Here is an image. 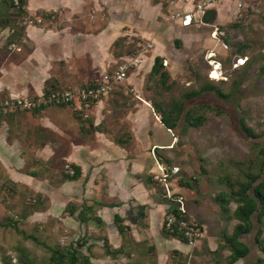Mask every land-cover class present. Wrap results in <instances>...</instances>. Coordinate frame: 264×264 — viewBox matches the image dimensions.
Segmentation results:
<instances>
[{
  "label": "crops",
  "instance_id": "0c3cea01",
  "mask_svg": "<svg viewBox=\"0 0 264 264\" xmlns=\"http://www.w3.org/2000/svg\"><path fill=\"white\" fill-rule=\"evenodd\" d=\"M237 2L241 0L210 7L199 21L201 13L194 2L166 0L168 24L157 25L155 17L164 16V3L154 0H23L26 12L44 21L22 27L10 1L0 0V99L104 82L111 66L127 57L116 56L113 48L129 23H133L132 31L136 26L140 36L152 44L140 54L143 64L133 74L149 72L156 57L167 56L166 33L184 38L185 29L206 26L219 16L231 17L237 12ZM210 9L215 13L208 14ZM103 10L108 15L103 16ZM176 12L193 13L194 22L183 26L171 18ZM150 20L157 22L155 32L144 29L143 22ZM12 42L21 50L11 48ZM165 62L168 67L169 59ZM133 74L128 77V89L139 92L140 83ZM127 99L122 92L101 98L85 121L68 106L0 117V204L6 201L7 184L15 204L22 193L40 192L39 183L44 181L46 208L33 213L62 223L69 234L77 222L76 240L87 249L98 248L106 239L113 251L112 264L189 261L193 248L163 228L174 203L151 178L165 162L152 157L151 145L158 150L173 149L177 138L155 116L148 98L138 93L136 99ZM62 160L77 168L75 178L67 174L61 178ZM41 163L49 166L43 178ZM173 185V191L185 199L188 216L205 231L194 249L230 256L231 251L222 247V218L211 198L202 196L203 189H194L187 180H175ZM81 204L85 207L75 211L76 220L71 208ZM236 224L233 219L231 233ZM246 256L234 264H243Z\"/></svg>",
  "mask_w": 264,
  "mask_h": 264
},
{
  "label": "rangeland",
  "instance_id": "374dc122",
  "mask_svg": "<svg viewBox=\"0 0 264 264\" xmlns=\"http://www.w3.org/2000/svg\"><path fill=\"white\" fill-rule=\"evenodd\" d=\"M154 2L164 3V16L155 17L158 23L155 22L156 20L143 22L144 29L150 32L158 30L154 23L157 25L168 24L165 16L168 14L166 0H154ZM241 2L242 8L237 9V12L231 14V17L220 19L219 16L218 19L208 22L206 26L191 30L185 29L182 32L184 38H174L163 31L167 35V40H165L167 56L163 59H169L168 67L165 66L170 74L166 86L169 85L171 88L168 89L160 83L158 78L150 77V71L148 72L147 69L137 73L136 76L133 74L143 64L140 54L148 49V40L140 36L141 32L136 29V26L132 31L133 23L125 24L126 26L122 30L124 35L117 40L113 50L116 56L130 58L119 59L111 66L109 73L112 74L120 64L133 63L131 56L138 57L139 63L131 66L128 69L127 79L116 85L105 96L112 97L118 92H122L129 98L128 101L132 98L136 99V95L140 93L152 102L155 116L161 119L154 104L164 109L169 108L175 100L183 99V95L188 91H197L206 82H211L223 91L225 97H220L217 93L210 91L185 100L180 123L176 128L170 129L177 138L174 148L158 150L153 144L150 148L152 157L165 161L163 165L169 167L171 176L168 179V187L171 192L175 193V196L178 195L173 191L175 180L180 183L187 180L194 189H203L202 196L207 199L211 198V202L217 207L216 214L222 218L221 225L224 228L222 245L225 243L226 233H231L233 221L231 215L236 204L232 202L228 212L222 210L216 196L220 191L226 189V186L219 183L218 176L222 174V168L232 172L245 171L247 169L246 160L254 158L261 146L264 145V0H241ZM101 13L103 16L108 15L106 10ZM235 22L239 26L232 28L231 25ZM213 25H218L219 29L224 32V34H220V40L211 37ZM226 37L231 44L226 41L228 46L224 48L222 42L226 40ZM236 43H246L249 47L245 52L247 54L245 66L234 67V63H237L239 58L238 55L233 54V45ZM211 52L215 53L211 61L216 60L220 63L212 71L211 77L215 79L210 77V71L215 68V65L210 61ZM131 74L140 83L139 92H136L132 87L128 89V77ZM199 106L203 107L199 108ZM189 111L195 116L204 115L205 122L199 127L184 126L183 117ZM16 112L22 111H15L11 114ZM241 118L245 120L256 137L248 136L243 131ZM167 160H170L171 163L169 164ZM61 163V178H67L66 174L73 177L66 169V164L73 165L72 162L62 160ZM44 164H40V169H42L40 178H43L42 173L49 168ZM174 167L179 169L177 174L171 172ZM151 178L166 193L165 187L153 176ZM39 185L41 186L40 192L36 194L22 193L21 196L18 195L15 204L10 200V184H7V188H5L6 201L3 202L6 208L0 204V222L2 223L0 224V264H51L52 252L49 247L65 251L78 250V264L114 263L110 260L113 251L106 239L98 248L90 246L87 249L76 240L78 237L76 236L77 222L75 223L76 230H71L72 232L69 234L66 229H63L62 223L51 221L45 215L33 213L46 208L44 181H41ZM184 204L186 207L185 199ZM81 207H85V205H75L74 209L71 208L76 220H78L76 212ZM252 222L253 229L249 233L241 235L243 242L250 247V252L244 258L243 264H264V252L255 238L261 226L263 228L262 239L264 240V218L260 225L258 212H255ZM194 247H191L193 248V257L188 259L189 261H183L180 258L177 264H228L230 256H224L221 251L209 255L206 250L200 249L201 252H198ZM222 247L224 248V246ZM198 254L200 256L195 257ZM90 257L96 258V261L91 260ZM105 260L106 263L102 262Z\"/></svg>",
  "mask_w": 264,
  "mask_h": 264
},
{
  "label": "built area",
  "instance_id": "2783aa9c",
  "mask_svg": "<svg viewBox=\"0 0 264 264\" xmlns=\"http://www.w3.org/2000/svg\"><path fill=\"white\" fill-rule=\"evenodd\" d=\"M13 11L17 14L19 24L22 27H30L33 25H40L44 19L41 16H33L26 12V7L23 0H9ZM184 3L194 2L196 9L201 13L199 21H203L205 11L210 7H215L223 3H227L231 0H182ZM238 10L242 8L243 4L237 2ZM172 19L181 21L183 26L190 25L194 22L193 13H181L176 12L171 15ZM212 38L220 40V34H224L218 27L213 25ZM224 48H227V42H222ZM148 48L152 47V44L148 43ZM10 47L17 51L21 48L16 47L12 42ZM215 55L214 52L210 53L212 58ZM133 63L131 64H120L115 71L102 83L91 84V85H74L63 89H54L47 93L36 95V96H12L0 99V117L7 116L15 111H34L41 110L50 106H68L82 119H89L91 116V110L96 102L101 98L107 96L116 85L122 83L127 79L128 69L139 63L138 57H132ZM213 59H210V61ZM215 68L210 71V77L212 71L218 66L216 60L211 61ZM238 63V64H237ZM237 63H234V67L244 65L245 57L237 59ZM220 64V63H219ZM212 79H215L211 77ZM67 172L70 175L75 174L73 165L66 164ZM172 174H177L179 169L174 167ZM171 176L169 167L160 164L158 171L153 174V178L160 182L166 190L167 197L174 203L167 211L163 223L164 229L171 235L179 236L184 240L187 246L194 247L204 237L205 231L203 226L194 219L188 216V211L184 204V197L182 195H176L171 192L168 187V179Z\"/></svg>",
  "mask_w": 264,
  "mask_h": 264
},
{
  "label": "trees",
  "instance_id": "16d2710c",
  "mask_svg": "<svg viewBox=\"0 0 264 264\" xmlns=\"http://www.w3.org/2000/svg\"><path fill=\"white\" fill-rule=\"evenodd\" d=\"M231 26L232 28H237L239 24L235 22ZM225 41L229 43V39H227V37ZM233 46V54L240 57L247 56L245 52L249 47L246 43H236ZM245 64L243 66H245ZM165 66V59L162 57H156L152 70L150 71V77L158 78L160 83L166 86L170 74L166 70ZM166 87L167 89L171 88L169 85ZM210 91L217 93V95L220 97H225V94L220 88L211 82H206L197 91H188L183 95V99L175 100L169 106V108L164 109L163 107L156 106V104H154L155 109L161 115L162 123L167 128L174 129L178 126L182 118L185 100L194 98L201 93ZM202 107L203 106H199V108ZM183 120L184 126L186 127H199L205 122L206 119L202 114L195 116L191 111H189L183 117ZM240 122L243 131L248 136L256 137V134H254L252 129L247 126L243 118H241ZM246 164L247 169L245 171L238 170L232 172L222 168V174L218 176L219 183L221 185H225L226 189L220 191L216 198L220 202L221 208L224 212L229 211V206L232 202L236 204V208L232 213L231 218L238 221L233 233L230 236H225V243L223 246L224 248H227L231 251L228 264H234L236 261L246 256L250 252V247L240 238L241 235L249 233L253 229V222L251 219L253 214L255 212H259L258 222L260 225H262L264 218V145L261 146L258 154L255 155L254 158H249L246 160ZM74 170L75 174L72 178H75L79 173L76 167H74ZM251 191L252 194H250ZM0 224L2 223L0 222ZM262 235L263 228L260 226L255 238L264 252V240L262 239ZM49 248L52 252L51 264H78V250L74 249L73 251H65L61 250L60 248Z\"/></svg>",
  "mask_w": 264,
  "mask_h": 264
},
{
  "label": "water",
  "instance_id": "95a60500",
  "mask_svg": "<svg viewBox=\"0 0 264 264\" xmlns=\"http://www.w3.org/2000/svg\"><path fill=\"white\" fill-rule=\"evenodd\" d=\"M212 14V13H215V10L214 9H210L209 11H208V14ZM258 214H259V212H258ZM252 219V218H251Z\"/></svg>",
  "mask_w": 264,
  "mask_h": 264
},
{
  "label": "bare ground",
  "instance_id": "6f19581e",
  "mask_svg": "<svg viewBox=\"0 0 264 264\" xmlns=\"http://www.w3.org/2000/svg\"><path fill=\"white\" fill-rule=\"evenodd\" d=\"M212 59V58H211Z\"/></svg>",
  "mask_w": 264,
  "mask_h": 264
}]
</instances>
